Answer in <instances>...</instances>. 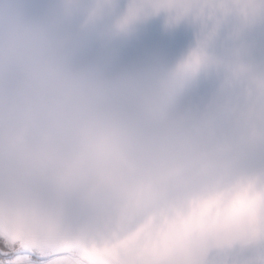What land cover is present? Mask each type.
Returning a JSON list of instances; mask_svg holds the SVG:
<instances>
[{
  "label": "water",
  "instance_id": "1",
  "mask_svg": "<svg viewBox=\"0 0 264 264\" xmlns=\"http://www.w3.org/2000/svg\"><path fill=\"white\" fill-rule=\"evenodd\" d=\"M51 5L0 0V26L28 29L106 82L52 104L85 110L106 137L57 178L9 148L15 121L0 118V228L105 264H264V26L241 37L246 74L228 73L219 38L192 72L184 64L201 40L189 27L153 20L70 47L56 38ZM146 90L153 102H142Z\"/></svg>",
  "mask_w": 264,
  "mask_h": 264
},
{
  "label": "clouds",
  "instance_id": "2",
  "mask_svg": "<svg viewBox=\"0 0 264 264\" xmlns=\"http://www.w3.org/2000/svg\"><path fill=\"white\" fill-rule=\"evenodd\" d=\"M47 14L58 40L70 47L80 42L86 49L91 43L104 45L126 37L153 20L165 31L183 25L201 40L184 70L198 71L201 58L219 38L217 56L232 75L246 74L251 66L243 56L241 37L264 26V0H52ZM105 85L89 67L63 63L55 49L28 29L0 26V118L15 121L9 148L34 169L70 178L73 169L104 141L105 128L85 110L55 111L52 104ZM142 102H153L149 91Z\"/></svg>",
  "mask_w": 264,
  "mask_h": 264
},
{
  "label": "rangeland",
  "instance_id": "3",
  "mask_svg": "<svg viewBox=\"0 0 264 264\" xmlns=\"http://www.w3.org/2000/svg\"><path fill=\"white\" fill-rule=\"evenodd\" d=\"M23 237L18 233L11 234L0 228V252L4 251L6 248H27L30 251H36L45 259L50 258L52 256H58L67 254L73 259H76V262L81 264H99L103 262L101 259L95 256V254H91L90 252H86L84 249H70L67 246L61 247L59 250L53 249L51 246L42 245L39 241L31 239L29 241H24ZM66 252V253H64ZM35 258V257H34Z\"/></svg>",
  "mask_w": 264,
  "mask_h": 264
},
{
  "label": "snow or ice",
  "instance_id": "4",
  "mask_svg": "<svg viewBox=\"0 0 264 264\" xmlns=\"http://www.w3.org/2000/svg\"><path fill=\"white\" fill-rule=\"evenodd\" d=\"M3 247V246H0ZM27 257L30 264H43L44 257L36 251H30L27 248H6L0 252V264H14L18 257ZM35 257V258H34ZM19 264H26L23 260Z\"/></svg>",
  "mask_w": 264,
  "mask_h": 264
},
{
  "label": "crops",
  "instance_id": "5",
  "mask_svg": "<svg viewBox=\"0 0 264 264\" xmlns=\"http://www.w3.org/2000/svg\"><path fill=\"white\" fill-rule=\"evenodd\" d=\"M66 253V252H64ZM23 260L26 262V264H30V261H28V258L25 257H18L17 261L14 262V264H19V262ZM76 259L71 258L67 254L58 255V256H52L50 258L44 259L43 264H81L79 262H76Z\"/></svg>",
  "mask_w": 264,
  "mask_h": 264
},
{
  "label": "bare ground",
  "instance_id": "6",
  "mask_svg": "<svg viewBox=\"0 0 264 264\" xmlns=\"http://www.w3.org/2000/svg\"><path fill=\"white\" fill-rule=\"evenodd\" d=\"M99 264H105L104 261L103 262H100ZM111 264V263H110Z\"/></svg>",
  "mask_w": 264,
  "mask_h": 264
}]
</instances>
